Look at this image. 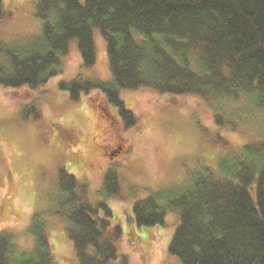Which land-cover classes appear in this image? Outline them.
Here are the masks:
<instances>
[{"label": "trees", "instance_id": "obj_1", "mask_svg": "<svg viewBox=\"0 0 264 264\" xmlns=\"http://www.w3.org/2000/svg\"><path fill=\"white\" fill-rule=\"evenodd\" d=\"M32 2L40 32L19 44L0 43L4 88L33 90L59 74L71 40L77 41L84 68L92 67L97 29L106 46L110 82L76 78L61 88L72 101L93 92L88 105L103 121L106 109L114 108L122 127H133L136 119L120 93L139 88L167 94L172 102L181 95L197 96L212 108L214 123L230 131L238 129L243 116L229 110L236 103L245 105V115L264 111V0ZM1 7L2 0L0 12ZM22 117L27 118L26 110ZM219 140L214 143L223 147ZM105 148L109 155L120 153ZM120 188L117 173L108 171L101 196L120 199ZM56 189L52 214L62 219L78 264H128L117 253L122 231L105 201L92 202L86 184L64 168ZM170 213L177 215V224L167 254L175 264H264V137L224 155L216 168L200 167L182 185L132 205L139 228L162 226ZM27 233L33 243L24 253L0 232V264H55L42 215L31 217Z\"/></svg>", "mask_w": 264, "mask_h": 264}, {"label": "rangeland", "instance_id": "obj_2", "mask_svg": "<svg viewBox=\"0 0 264 264\" xmlns=\"http://www.w3.org/2000/svg\"><path fill=\"white\" fill-rule=\"evenodd\" d=\"M32 3L2 0L0 43L19 44L40 32L41 21ZM93 41L96 61L90 68H84L77 41L71 40L60 61L61 72L46 83L33 90L0 86V232L9 234L16 248L27 253L33 243L27 233L31 217L42 215L54 263L78 264L62 219L52 214L58 171L64 168L86 184L92 202L105 201L113 224L122 231L115 244L117 253L128 264H175L167 248L177 215H166L162 226L139 228L132 219L133 203L182 185L200 167L216 168L224 155L264 137V111L245 115V105L236 103L229 110L241 111L243 116L237 121L238 129L230 131L214 123L212 108L197 96L181 95L172 102L167 94L139 88L120 93L136 119L133 127L124 129L115 119L114 108L106 109L109 116L103 121L88 105L93 92L72 101L61 88L76 78L110 82L106 46L97 29ZM36 114L38 118L33 117ZM217 138L223 147L214 143ZM104 145L108 149L115 145L120 153L109 155ZM110 170L120 180V199L101 196Z\"/></svg>", "mask_w": 264, "mask_h": 264}, {"label": "flooded vegetation", "instance_id": "obj_3", "mask_svg": "<svg viewBox=\"0 0 264 264\" xmlns=\"http://www.w3.org/2000/svg\"><path fill=\"white\" fill-rule=\"evenodd\" d=\"M109 149H111V150H115V149H116V146H115V145H110V146H109ZM119 149H121V148H119Z\"/></svg>", "mask_w": 264, "mask_h": 264}]
</instances>
